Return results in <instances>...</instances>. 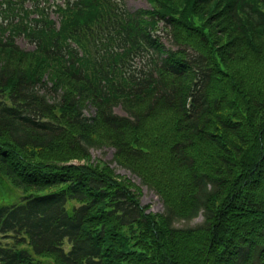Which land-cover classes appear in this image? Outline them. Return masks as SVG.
<instances>
[{
	"label": "trees",
	"instance_id": "trees-1",
	"mask_svg": "<svg viewBox=\"0 0 264 264\" xmlns=\"http://www.w3.org/2000/svg\"><path fill=\"white\" fill-rule=\"evenodd\" d=\"M146 2L0 0V264H264V0Z\"/></svg>",
	"mask_w": 264,
	"mask_h": 264
},
{
	"label": "rangeland",
	"instance_id": "rangeland-1",
	"mask_svg": "<svg viewBox=\"0 0 264 264\" xmlns=\"http://www.w3.org/2000/svg\"><path fill=\"white\" fill-rule=\"evenodd\" d=\"M63 0H57V3H62ZM125 7L129 12H135L140 9H148V4L146 0H125ZM53 19H55V16H53ZM166 47H169V42L163 41ZM16 44L24 50L32 49V46L25 42L21 38H17ZM115 113L118 115H123V111L121 108L116 107ZM93 112L91 109H88V115H91ZM113 149L110 147H104L101 149H93L90 150V162H95L96 160H100L104 163H108L109 166L114 170L115 174L129 178L131 182L134 183L135 186L139 188V201L141 206H148V211L153 213H161L163 210L162 203L160 202L157 195L151 191L148 190L145 186L140 185V181L130 175L128 171L125 169H122L118 167L115 163H112L113 158ZM73 163L78 164V162L73 161ZM23 192L20 189L15 188L11 185L10 182L6 181L5 179L1 180L0 182V203H6V204H17L21 201L23 197ZM203 221L202 216H199L198 218L192 220V221H182L176 224L177 227H194L196 225L201 224ZM65 250L69 249L68 244H65L64 246Z\"/></svg>",
	"mask_w": 264,
	"mask_h": 264
}]
</instances>
